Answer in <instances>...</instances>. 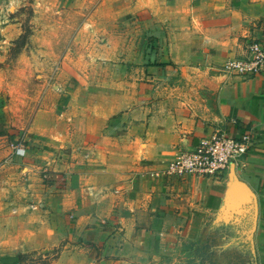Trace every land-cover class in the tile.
<instances>
[{
    "label": "crops",
    "instance_id": "1",
    "mask_svg": "<svg viewBox=\"0 0 264 264\" xmlns=\"http://www.w3.org/2000/svg\"><path fill=\"white\" fill-rule=\"evenodd\" d=\"M89 1L78 34L106 38L68 48L27 126L0 124L1 262L57 247L68 263L161 264L173 236L235 213L264 264V71L223 68L248 37L264 43V0H95L90 15ZM233 120L257 132L245 167L151 174Z\"/></svg>",
    "mask_w": 264,
    "mask_h": 264
},
{
    "label": "rangeland",
    "instance_id": "2",
    "mask_svg": "<svg viewBox=\"0 0 264 264\" xmlns=\"http://www.w3.org/2000/svg\"><path fill=\"white\" fill-rule=\"evenodd\" d=\"M77 0H0V124L30 123L33 97L43 91L47 77H59L70 46L85 39L86 52L106 38L78 34L83 15ZM95 0L86 7L92 14ZM106 12V10L104 11ZM104 15V14H103ZM117 36V33H112ZM222 213L191 233L173 236L163 249L161 264H255L251 243L252 220ZM60 248L19 254L13 264H76L57 259ZM167 251V252H166ZM1 263V258H0Z\"/></svg>",
    "mask_w": 264,
    "mask_h": 264
},
{
    "label": "built area",
    "instance_id": "3",
    "mask_svg": "<svg viewBox=\"0 0 264 264\" xmlns=\"http://www.w3.org/2000/svg\"><path fill=\"white\" fill-rule=\"evenodd\" d=\"M224 70L234 76L254 77L264 71V43L250 36L245 41L243 51L230 58ZM237 128L230 131L214 128L207 132L197 144L179 152L162 169L151 172L155 177L180 178L193 175L219 180L228 171L246 166V155L257 141L255 128L242 129V125L233 120ZM15 154H26V144L22 138L10 143Z\"/></svg>",
    "mask_w": 264,
    "mask_h": 264
},
{
    "label": "trees",
    "instance_id": "4",
    "mask_svg": "<svg viewBox=\"0 0 264 264\" xmlns=\"http://www.w3.org/2000/svg\"><path fill=\"white\" fill-rule=\"evenodd\" d=\"M10 261H16V257H8V258H3L2 262L0 264H13Z\"/></svg>",
    "mask_w": 264,
    "mask_h": 264
}]
</instances>
